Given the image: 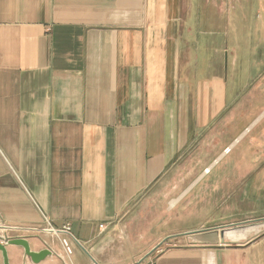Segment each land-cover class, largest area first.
<instances>
[{
    "label": "crops",
    "instance_id": "obj_1",
    "mask_svg": "<svg viewBox=\"0 0 264 264\" xmlns=\"http://www.w3.org/2000/svg\"><path fill=\"white\" fill-rule=\"evenodd\" d=\"M45 219L82 247L0 264H264L186 237L264 220V0H0V227Z\"/></svg>",
    "mask_w": 264,
    "mask_h": 264
},
{
    "label": "water",
    "instance_id": "obj_2",
    "mask_svg": "<svg viewBox=\"0 0 264 264\" xmlns=\"http://www.w3.org/2000/svg\"><path fill=\"white\" fill-rule=\"evenodd\" d=\"M263 233L264 220H259L221 229L190 233L187 234L186 237L191 242L200 245H240L246 243L250 239L259 237ZM9 244L23 247L26 255L32 259L39 258L44 255L41 254L36 257L31 254L28 249L27 242L22 239L12 240Z\"/></svg>",
    "mask_w": 264,
    "mask_h": 264
},
{
    "label": "built area",
    "instance_id": "obj_3",
    "mask_svg": "<svg viewBox=\"0 0 264 264\" xmlns=\"http://www.w3.org/2000/svg\"><path fill=\"white\" fill-rule=\"evenodd\" d=\"M44 221L45 225L43 227H0V245L5 246L12 240L23 239L27 235L45 233L59 238L61 247L67 257L72 254V244L82 247L81 244L73 237L71 226L69 224H65L60 229H56L53 228L46 219Z\"/></svg>",
    "mask_w": 264,
    "mask_h": 264
},
{
    "label": "rangeland",
    "instance_id": "obj_4",
    "mask_svg": "<svg viewBox=\"0 0 264 264\" xmlns=\"http://www.w3.org/2000/svg\"><path fill=\"white\" fill-rule=\"evenodd\" d=\"M196 160H197V158L191 159V161L189 163H186L183 165L177 164L173 168L174 173H187L189 175V178H190L189 181H183V182H181L180 180H174L173 181L174 187L185 188V187L191 186V184H193V180H191V178H194L197 174L202 172L203 168L205 167V165H200V164L198 165Z\"/></svg>",
    "mask_w": 264,
    "mask_h": 264
}]
</instances>
